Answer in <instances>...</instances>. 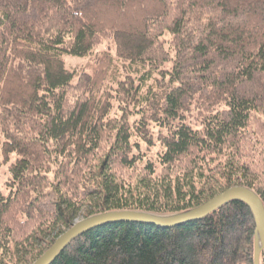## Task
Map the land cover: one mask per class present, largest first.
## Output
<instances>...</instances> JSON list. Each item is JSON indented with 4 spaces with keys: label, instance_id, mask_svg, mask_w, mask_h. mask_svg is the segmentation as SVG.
<instances>
[{
    "label": "trees",
    "instance_id": "obj_1",
    "mask_svg": "<svg viewBox=\"0 0 264 264\" xmlns=\"http://www.w3.org/2000/svg\"><path fill=\"white\" fill-rule=\"evenodd\" d=\"M0 165V264L78 219L182 215L232 187L264 208V0H0ZM255 237L234 201L100 226L52 264H254Z\"/></svg>",
    "mask_w": 264,
    "mask_h": 264
},
{
    "label": "water",
    "instance_id": "obj_2",
    "mask_svg": "<svg viewBox=\"0 0 264 264\" xmlns=\"http://www.w3.org/2000/svg\"><path fill=\"white\" fill-rule=\"evenodd\" d=\"M239 201L250 210L254 219L256 231L254 264H259V254L264 253V208L259 198L250 190L242 187H232L210 199L197 210L171 217H155L134 212H115L96 216L87 220L74 223L68 228L48 250L33 264H52L59 254L77 237L92 229L111 223L129 222L146 224L159 228H173L182 224L201 220L228 203Z\"/></svg>",
    "mask_w": 264,
    "mask_h": 264
},
{
    "label": "rangeland",
    "instance_id": "obj_3",
    "mask_svg": "<svg viewBox=\"0 0 264 264\" xmlns=\"http://www.w3.org/2000/svg\"><path fill=\"white\" fill-rule=\"evenodd\" d=\"M70 60H75L74 59H70ZM77 60V59H76ZM67 66V64H66ZM7 180V166L5 165H0V193L2 195H7L8 191H7V188L5 187V182ZM80 220H76V222H79Z\"/></svg>",
    "mask_w": 264,
    "mask_h": 264
}]
</instances>
